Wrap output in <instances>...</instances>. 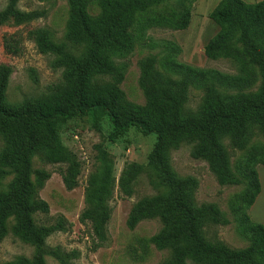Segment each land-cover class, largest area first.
Here are the masks:
<instances>
[{
  "label": "trees",
  "instance_id": "trees-1",
  "mask_svg": "<svg viewBox=\"0 0 264 264\" xmlns=\"http://www.w3.org/2000/svg\"><path fill=\"white\" fill-rule=\"evenodd\" d=\"M19 2L8 0L7 6L0 10V27L11 21L19 26L45 14L22 11ZM170 2L100 0L101 13L92 16L87 0H69L70 17L64 42H57L47 28L30 32L38 50L51 55L53 67L63 72L62 80L50 85L40 97L11 104L7 91L13 69L0 65V138L4 144L0 150V186L13 177L0 190V241L12 232L35 248L32 257L20 256L4 264H47L49 256L61 264H69L70 254L48 248L47 240L56 233L69 231L71 224L62 216L50 225H38L35 220L37 214L50 213L40 191L51 173L35 170L33 160L40 156L47 164L65 165L62 171L65 187L76 188L82 163L63 145L60 130L69 120L88 116L98 121L108 119L115 138L133 127L144 135L157 136L147 167L137 162L127 163L118 188L124 196L132 197L139 178L144 173L149 175L157 193L133 206L127 226L133 230L144 220L161 222L160 231L151 241L158 250L170 253L163 264H264V258L257 259L260 252L264 253V224L254 222L248 213L262 191L256 164L264 165V160L255 162L247 173L250 189L244 197L241 224L253 233V240L244 249H234L221 240L207 237L208 227L226 226L230 222L218 205L199 204L196 197L199 180L179 175L172 164V152L183 144H191L192 157L207 162L220 185L242 184L232 168L229 147L245 150L258 133L264 137V43L256 34L259 28L264 38V0L256 4L221 0L209 15L220 30L205 48L209 58H219L218 50L229 46L233 31L238 30V42L261 71L260 89L254 93L225 94L212 85L196 110L188 107L190 79L174 80L161 73L155 56L140 63V86L146 96L144 106L129 102L120 87L128 69L126 60L135 49L130 29L136 15ZM191 16L189 7L181 24L153 21L149 25L186 30ZM171 44L180 50L176 43ZM4 46L18 52L10 39L5 38ZM188 68L194 74L208 73ZM95 148L99 165L87 180L81 220L91 224L95 239L103 245L109 239L117 180L111 154L102 144Z\"/></svg>",
  "mask_w": 264,
  "mask_h": 264
},
{
  "label": "rangeland",
  "instance_id": "rangeland-1",
  "mask_svg": "<svg viewBox=\"0 0 264 264\" xmlns=\"http://www.w3.org/2000/svg\"><path fill=\"white\" fill-rule=\"evenodd\" d=\"M171 0L170 4L154 6L135 17L130 33L135 41L134 52L127 58L128 69L120 85L129 102L144 106L146 96L140 86V63L149 56L157 59V69L174 80L190 79L188 107L196 110L201 104L207 88L215 85L225 94H246L257 92L263 82L259 67L250 61L245 48L238 42L239 31L234 30L229 46L218 50L220 57L209 58L205 48L219 32V26L210 19V13L221 0ZM256 4L262 0H244ZM92 16L101 13L100 0H87ZM8 0H0V10ZM191 9V23L186 30H175L164 25H149L153 21H172L181 24L186 10ZM19 8L25 12L44 11V15L31 22L16 25L9 22L0 27V65L13 69L7 97L11 104H17L28 97H40L47 93L49 86L62 80V70L53 67V57L42 54L30 35L38 28L49 29L57 42H64V35L70 17L69 0H20ZM261 43L259 28L256 30ZM5 38L12 41L18 52H11L4 46ZM176 43L180 50L172 47ZM193 67L208 71L198 75L189 70ZM63 145L75 153L82 163L79 185L73 190L65 187L62 171L65 165L45 163L40 156L33 160L35 170L45 169L51 178L40 191V197L50 206L49 215L37 214L38 225L54 224L58 217H64L71 228L67 232L56 233L47 240L50 249H61L70 254L69 264H163L170 256L168 251L158 250L151 239L161 229L158 219L144 220L131 230L127 220L133 206L142 198L157 192L150 184V177L144 173L135 186L132 197L124 196L118 188V180L125 165L137 162L145 167L157 142L155 134L144 135L137 128H130L123 136L114 137V129L108 119L95 120L93 116L75 117L66 122L61 130ZM102 144L115 162L117 188L112 202L113 214L108 225L109 239L100 245L92 233L89 222H83L81 215L85 209V193L89 176L98 168L96 145ZM0 138V150L3 148ZM193 146L183 144L172 152V164L181 176L196 177L200 186L197 191L199 204H216L229 220L226 226H210L207 237L221 240L234 249L247 248L253 240V233L241 224L244 197L250 189L247 173L257 161L264 160V137L257 134L245 150L229 147L232 168L242 180L241 185L222 186L210 171L207 162L194 159ZM261 194L249 210L254 222L264 224V165L256 164ZM7 178L0 190L12 180ZM13 222L10 223L12 227ZM35 248L16 236L9 235L0 241V264L20 256L32 257ZM264 253L258 254L262 261ZM47 264H61L52 256Z\"/></svg>",
  "mask_w": 264,
  "mask_h": 264
}]
</instances>
